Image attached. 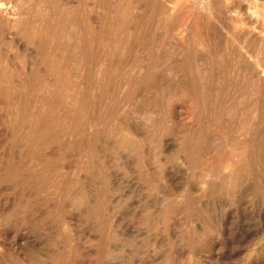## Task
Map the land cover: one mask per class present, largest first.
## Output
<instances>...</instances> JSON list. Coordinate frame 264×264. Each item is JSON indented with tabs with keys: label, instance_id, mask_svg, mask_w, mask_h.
<instances>
[{
	"label": "rangeland",
	"instance_id": "1",
	"mask_svg": "<svg viewBox=\"0 0 264 264\" xmlns=\"http://www.w3.org/2000/svg\"><path fill=\"white\" fill-rule=\"evenodd\" d=\"M1 6L0 264H264V0Z\"/></svg>",
	"mask_w": 264,
	"mask_h": 264
},
{
	"label": "bare ground",
	"instance_id": "2",
	"mask_svg": "<svg viewBox=\"0 0 264 264\" xmlns=\"http://www.w3.org/2000/svg\"><path fill=\"white\" fill-rule=\"evenodd\" d=\"M205 1V0H204ZM207 2V1H206ZM4 9H5V7H0V10L2 11V12H4ZM243 47V46H242ZM256 59V58H255Z\"/></svg>",
	"mask_w": 264,
	"mask_h": 264
}]
</instances>
